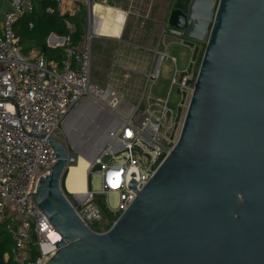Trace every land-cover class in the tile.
I'll return each mask as SVG.
<instances>
[{"label":"water","instance_id":"1","mask_svg":"<svg viewBox=\"0 0 264 264\" xmlns=\"http://www.w3.org/2000/svg\"><path fill=\"white\" fill-rule=\"evenodd\" d=\"M167 25L205 42L182 131L137 196L105 232L65 194L68 151L35 200L60 239L45 264H264V0H191Z\"/></svg>","mask_w":264,"mask_h":264},{"label":"built area","instance_id":"2","mask_svg":"<svg viewBox=\"0 0 264 264\" xmlns=\"http://www.w3.org/2000/svg\"><path fill=\"white\" fill-rule=\"evenodd\" d=\"M58 8L48 5L46 11L61 12L65 0H52ZM88 7L86 31L82 41L75 45L70 34L54 35L48 44L52 47L65 45L63 63L55 65L45 54L32 48L22 51L14 24L18 19L34 11L33 0H11V9L6 11L0 26V218L10 212L13 218L7 229L13 239L12 256L14 264H45L56 251L60 236L49 216L35 200V193L42 176L49 173L57 161V154L49 137L59 141V132L68 130L69 119L78 114L76 124L92 119L98 130L103 124L102 141L91 154L84 149L65 145L68 151L67 169L87 155L88 189L84 193L70 192L66 196L82 221L96 232L92 224L101 220L103 212L98 204V195L117 192L120 204L116 210L120 215L137 196L127 188L126 176L131 166L138 170L142 189L158 166L177 144L195 81L205 50V42L194 43L184 36V31L166 27L163 33L181 37L191 49L187 67L180 71L176 67L171 80L179 85L181 99L177 110L168 105L169 93L165 99L148 96L142 105L129 103L126 98L110 87H101L91 79V40L100 35L98 17L94 13L92 0H85ZM69 29L72 25L66 21ZM33 26V22L29 23ZM167 56L165 51L155 49V67L146 75L147 84L160 74V63ZM174 63L177 58L172 56ZM104 104V106L100 105ZM98 106L101 116L97 117ZM104 118V119H103ZM101 176L102 188L92 189V174ZM116 215V216H117ZM115 222V221H114ZM113 222V223H114ZM33 247L40 254L31 260Z\"/></svg>","mask_w":264,"mask_h":264},{"label":"rangeland","instance_id":"3","mask_svg":"<svg viewBox=\"0 0 264 264\" xmlns=\"http://www.w3.org/2000/svg\"><path fill=\"white\" fill-rule=\"evenodd\" d=\"M171 1L172 0H142V3L138 5L140 18L144 19L145 15H149L150 17L161 19L162 31H124L119 39L109 38L107 40L106 38L100 36H94L92 38L91 79L94 83H98V85L101 87H109L104 82L105 78L108 77L113 71H121V67H127L128 65L132 64V60L123 57V53L119 56V53L123 52L122 50L125 48L136 50L139 48L138 46L148 45L151 47V49L158 47L160 50L165 51L167 53V56H165L160 63L159 77L155 81H151L149 83L146 94L147 96H151L153 98L165 99L167 97L176 67L179 70V79L180 71L184 70L187 67L191 56V49L185 44H182L179 37L170 36L167 33H163L165 27L164 21L168 17L171 7ZM182 1L187 2L189 0ZM84 13L85 11H82V14ZM83 17L84 18L82 19H84V22L87 21L86 16L84 15ZM153 53L154 52L147 49V47L140 49V54L145 67H150V58ZM172 56H175L177 58L176 63H174L171 59ZM155 63L156 61L154 60L152 68L155 67ZM95 77H97L99 80H94ZM100 79L101 81H103L99 82ZM144 84V80H141L140 84L136 83L135 85L136 87L134 89H137L140 95L143 92L145 86ZM119 95L122 94L119 93ZM125 98L126 100L134 104L137 100V98L135 99L132 97L125 96ZM180 99L181 92L179 91V85L175 84L170 90L168 105L174 110H177ZM100 105L104 106V104ZM101 109L103 108L101 106H98L96 114L97 117L101 116V112H99V110ZM77 118V113H73L71 115L68 125L69 129H66L65 131L61 130L59 132V139L64 145H68L69 147L72 145L73 149H84L85 152H87V155H89L91 154L93 148L102 141L106 123L103 124L98 130H96L94 128V124L92 123V119H85L80 124H76L78 120ZM91 186L95 191L101 190V176L98 172H94L92 174ZM97 201L102 202L104 205L108 204L109 208L112 210H116L120 204L119 195L117 192H110L108 195H98ZM116 215H114V218H109L103 215L101 220H98L94 224H92V228L95 230L99 229L100 225L102 227H106L107 229L110 228L113 222L118 218V215ZM12 218L13 215L10 212H6L0 218V221L3 222L5 220L8 223V221H10ZM108 223H110L109 226ZM6 228L7 224L1 225L2 230H5Z\"/></svg>","mask_w":264,"mask_h":264},{"label":"crops","instance_id":"4","mask_svg":"<svg viewBox=\"0 0 264 264\" xmlns=\"http://www.w3.org/2000/svg\"><path fill=\"white\" fill-rule=\"evenodd\" d=\"M189 1L184 2L182 0H172L170 2L171 3L170 5H171V7L172 6L173 7L179 6L182 8H187L189 5ZM141 3H142V0H93L94 13L97 17L100 18V20L109 11L111 13L112 21L117 22L116 21L117 14H115L113 8H110V6L116 8V9L120 8L122 11H124V13L121 14V16L123 18L122 22L121 23L119 21L117 22L118 24H121V26L116 27L111 22L108 25L107 30L105 29L106 31H117V32H112V36L111 35H107V36L104 35L103 36L102 32H101V34L98 36L104 37L108 40L109 38L119 39L122 36L124 31H162L161 19H156L154 17H150L149 15H145L144 19L140 18V12L138 9V5H140ZM11 6H12L11 0H0V26L2 24L5 12L10 10ZM86 6L87 5L84 3V0H65L62 3L61 12L59 11V13L61 15L68 14L70 16H76V17H83L85 15L87 18L88 7H86ZM99 6H101V7H99ZM54 7L58 8V4L56 3V6H54ZM171 7H170V9H171ZM82 11H85V13L82 14ZM66 21H69V23L72 25L71 29H69L66 25L67 29L70 32L75 31V24L70 19H66L65 23H66ZM164 26H165L164 28L169 27V25H167V19L164 21ZM83 31H84V33L86 31V21L83 23ZM54 35H56V33H54V32L51 33L49 35L48 39H50V41H52L53 39H55ZM57 35H59V34H57ZM168 35L174 36L171 34H168ZM60 37H62V36L60 35ZM176 37H178V36H176ZM179 39H180L182 44H185L187 47L190 48V46L187 44V42H183L181 37H179ZM189 41L194 42V43L195 42L198 43L197 41H193L191 39H189ZM48 46H50V45L48 44ZM50 47H52V46H50ZM138 47L139 48L136 50L130 49V48H125L122 50L123 52H121V53L118 52L119 56H120V54L123 53V57H126V59H129V60H132V64L128 65L127 67H121L120 68V69H122L121 71H117V70L113 71L108 77L105 78L104 82L109 87H111L116 93H118V94L120 93L124 97L126 96V97H132L135 99L137 98L135 104H138L140 102V100H142L141 101L142 105H145L147 103V100H148V96L146 94L147 89L145 90V87L147 84L146 75L152 69V64L155 60V49H157L158 47H155L152 49L148 45H143V46H138ZM144 47H147V49L154 52L150 58V61H151L150 67L144 66V63H143V60H142V57L140 54V49H142ZM32 48H36V49L40 50L37 47H32ZM32 48H30V50ZM118 59H120V58H118ZM48 61L55 64V65H59V66L63 63V62L59 63L58 61H56L54 59H48ZM94 80L97 81L99 79L97 77H95ZM141 80H144L145 86H144L142 94L140 95V93H138L137 89L135 90L134 88L136 87L135 86L136 83L140 84ZM102 81L100 79L99 82H102ZM96 84H98V83H96ZM129 103H131V102H129ZM132 104H134V103H132ZM65 183H66V181H65ZM65 188H67V185ZM7 258H8V254L5 255V259H7Z\"/></svg>","mask_w":264,"mask_h":264},{"label":"trees","instance_id":"5","mask_svg":"<svg viewBox=\"0 0 264 264\" xmlns=\"http://www.w3.org/2000/svg\"><path fill=\"white\" fill-rule=\"evenodd\" d=\"M34 11L32 13L26 14L16 21L14 24V29L19 37V44L23 52H28L30 48L37 47L44 52L47 59H54L59 63L63 62L65 59V45L58 47L48 46V37L51 33H56L61 36L70 34L72 37V43L77 45L82 41L84 34L83 31V17L70 16L68 14L61 15L58 11L54 13H48L46 7L48 5L56 6V3L52 0H33ZM70 19L75 24V31L70 32L67 27L65 20ZM33 22V26L30 27L29 23ZM67 172L64 176L66 178ZM63 179V181H64ZM65 184V183H64ZM65 192L70 196L66 188ZM104 216L109 218H114V214L102 203L98 202ZM8 224L5 220L0 221V264H14L12 256L13 239L6 228L1 229V225ZM110 223H108V226ZM107 226V227H108ZM100 225L97 231L101 230ZM8 254V258L5 259V255ZM40 254L36 247H33L31 253V260H35Z\"/></svg>","mask_w":264,"mask_h":264},{"label":"bare ground","instance_id":"6","mask_svg":"<svg viewBox=\"0 0 264 264\" xmlns=\"http://www.w3.org/2000/svg\"><path fill=\"white\" fill-rule=\"evenodd\" d=\"M101 7V6H99ZM113 8L115 14H117L116 16V21L118 22H122V16L121 14L124 13V11H122L120 8L116 9L114 7ZM113 23L116 27L121 26V24H118L117 22L112 21L111 18V13L108 11L107 14L105 16L102 17V19L100 20V18L98 17L97 19V25H98V29L100 30V34L102 32V35H111L112 36V32H117V31H106L107 27L110 23ZM106 29V30H105ZM69 129V127H68ZM89 157L86 155H81L78 159L77 162L71 164L68 168L67 171V178L65 179L66 181V185H67V189L70 192H74V193H84L87 189H88V168H89Z\"/></svg>","mask_w":264,"mask_h":264},{"label":"flooded vegetation","instance_id":"7","mask_svg":"<svg viewBox=\"0 0 264 264\" xmlns=\"http://www.w3.org/2000/svg\"><path fill=\"white\" fill-rule=\"evenodd\" d=\"M172 8H173V6L171 7V9H172ZM171 9H170V10H171ZM170 10H169V11H170Z\"/></svg>","mask_w":264,"mask_h":264}]
</instances>
